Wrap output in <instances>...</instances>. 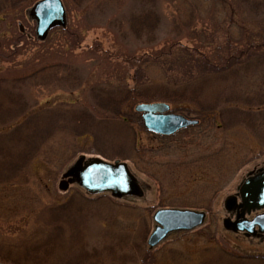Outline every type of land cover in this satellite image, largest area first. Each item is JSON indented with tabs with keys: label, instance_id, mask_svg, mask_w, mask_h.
<instances>
[{
	"label": "rangeland",
	"instance_id": "obj_1",
	"mask_svg": "<svg viewBox=\"0 0 264 264\" xmlns=\"http://www.w3.org/2000/svg\"><path fill=\"white\" fill-rule=\"evenodd\" d=\"M37 1L0 0V78L7 86L0 89V104L12 111L8 114L26 99L30 104L20 119L0 124V159L13 161L3 167L0 160V174L12 180L0 184V262L228 264L226 256L235 254L246 264H264V240L223 225L227 197L249 172L264 167V47L247 61H232L249 44L264 43V0H63L67 26L54 28L46 44L36 38L27 12ZM148 11L155 28L138 37L130 18ZM67 29L79 34L74 49ZM19 35L25 43L21 53L1 55ZM57 48L63 51L57 69H71L64 71L68 79L47 78L35 86L33 59ZM171 48L172 54L159 53ZM227 54L233 56L232 68L223 71ZM208 57L218 71L206 70ZM141 84L188 88L201 94L200 106L217 103L224 112L214 110L173 135L144 126L135 111L140 100L132 112L124 108L127 119L101 118L110 99L127 88L140 91ZM184 105L171 110L202 118L201 107ZM84 106L97 115L87 127L78 122ZM50 107L57 133L46 140L39 136L44 142L30 154L25 139L49 126L47 112L40 111ZM82 125L92 130L80 136L74 128ZM82 155L126 161L142 195H92L78 184L60 190L63 173ZM164 207L203 210L207 219L150 249L153 215Z\"/></svg>",
	"mask_w": 264,
	"mask_h": 264
},
{
	"label": "water",
	"instance_id": "obj_2",
	"mask_svg": "<svg viewBox=\"0 0 264 264\" xmlns=\"http://www.w3.org/2000/svg\"><path fill=\"white\" fill-rule=\"evenodd\" d=\"M28 15L36 21V36L39 40H45L52 28L67 25V12L62 0H38L28 9ZM20 28L24 29L22 24ZM169 109L170 105L163 102L136 106L137 111L143 112L146 127L156 133L170 135L198 123V120L182 114L168 113ZM73 183L91 194L110 192L116 198L141 196L143 193L135 174L126 162L120 160L110 162L99 157L86 159L82 155L63 173L59 188L67 191ZM240 194L242 203L238 206L248 210V213L264 208V169L244 181ZM235 203V197L229 196L225 200V208L233 211L238 207ZM205 217V212L191 209H158L154 214L155 229L148 239L149 247L158 245L171 232L195 229L205 222ZM223 225L227 230L245 231L247 236H256L264 232V213L257 214L253 219H248L244 214L238 215L235 220L227 217Z\"/></svg>",
	"mask_w": 264,
	"mask_h": 264
},
{
	"label": "trees",
	"instance_id": "obj_3",
	"mask_svg": "<svg viewBox=\"0 0 264 264\" xmlns=\"http://www.w3.org/2000/svg\"><path fill=\"white\" fill-rule=\"evenodd\" d=\"M9 9L10 8H7L5 10H9ZM151 18H152L151 11H148V12L144 13L143 15L131 16L130 22L132 24V29L134 27L133 32L136 33V35L138 37L141 35V32L151 34L150 32H152L154 30L155 25H156V20L155 19L153 20ZM138 26L141 27V29H138ZM181 27L184 28V27H188V26L185 25V26H181ZM71 30L72 29H69V30L67 29L65 32H67L66 34L69 38L72 36L74 37L73 40L70 38L71 45H72L71 47H72V49H74L75 46L77 45V43H79V34L76 31L73 32ZM148 38H151V37H148ZM23 41H24V39L21 37V35H19L17 38H16V36L13 37V39L9 43V46L7 47V49L5 50L4 53H1V55H3L4 57L5 56L8 57V56L13 55V53H16V54L21 53V50L23 49L24 44H25ZM263 41H264V38H263ZM44 43L46 44V42H44ZM175 45H173V46H175ZM251 47L253 49L255 48L256 51H251ZM262 47H264V43L263 44H257V45L249 44L247 46L248 49L246 48V49H242V50L237 51L236 59H232V61H236L240 58L242 59L243 57H245V61H247L249 58L251 59L253 56H255L258 53L257 51L263 50ZM163 52H167V53L172 54V48L168 51H164V49L159 51V53H163ZM233 52L235 54V51H233ZM229 53H231V52H229ZM62 54H63V51L61 49L57 48V50H54V51H53V49H50V50H47L46 52L43 51L42 55L33 59V60H35L34 61L35 65L33 64L34 70L31 72H34V74L32 75L31 78H33L34 80L37 81L35 86H38L39 82H40V85L44 81L47 82V80H46L47 78L57 79V80H62L63 78L68 79V75H66V73L64 71L70 73L72 71L71 69L65 68L64 70H62L63 72H59L60 70L57 69L59 64H56V61H58V59H56V58L58 57V55L62 56ZM225 56H224V60H225V62L227 60V62L223 66V71H229L232 68V63L230 60H231V58H233V56L231 54H227ZM204 60H205V62H203V63L207 64L206 70H210L209 72H213V70L218 71V69L216 67H214V65L210 62L211 59L209 57L204 58ZM217 60H218V58H217ZM33 65H32V67H33ZM204 69H205V67H204ZM226 69H228V70H226ZM73 71H77V69H75ZM197 80H199V79H195V84L198 83ZM2 81H4V80H2V77H1L0 78V89H4L7 87L6 85L1 84ZM190 82H193V81H190ZM185 86L188 87L187 84H185ZM159 87L161 89L156 88V85L154 87H152L151 85H148V84H141V90L140 91L136 90L135 88H130V89L127 88L125 93L122 94L119 98L117 97L116 99H110L109 100L110 102L106 103V106H108V108H107L108 112L102 113L103 117H101V118L104 119L105 117L109 116V117L115 118V119L116 118L117 119H124L125 118V116L123 115L124 114V108L127 107L128 110H130L132 112V110L134 108L132 105H134L136 100L137 101L140 100L141 102H144V101L155 102L158 100H164V101L170 103L171 105H177V106H180L182 104H186V105H184L185 109H188V106H194L197 108V105H198V107H201L200 108V114L202 115L201 116L202 118H200V119H202V120L206 119L209 116V114L212 113V111L218 110L219 109L218 107H220L219 105L217 106V103H216V105L214 104V106H208V107L204 106L205 108L200 106L199 103H201L200 102V100H201L200 95L201 94L199 92H196V93L186 92L188 90V88H180L179 90H177V89L176 90H170L166 86H159ZM25 101H26V103L24 104V106L21 109H19L18 112L10 113V114H8V113L12 112V111H10L8 108L5 109L0 104V124H3V123H5L11 119H13V121L20 119L28 111V108L30 105L27 99ZM220 101H221L220 105H222L225 103L226 99H224V101H222V100H220ZM220 101H218V102H220ZM27 102H28V104H27ZM227 102H228L227 103L228 105L233 103V102L229 103V100H227ZM100 104H101L100 106L102 107L103 101L100 102ZM85 106H87V105H85ZM85 106L80 110V112L78 114V119H79L78 122H80V123L82 122L87 127V126H89V125H87V123L89 121H91V119L94 118L96 113H94V112L92 113V109L91 108L86 109ZM53 110H55V109H53V107H50V108H47L45 110V112L40 111V113H46L47 112L45 119L47 122H49V126H47L44 129L40 128V130H38L36 133L34 132L35 136L33 135V136L27 137L25 139V144L29 145V146L27 145V148L29 150L31 149L30 154L33 153L35 155V153H38L40 145L43 144L42 142H44L43 140L51 138V136H53L55 133H57L58 127L56 125V128H55V126L52 125L53 121H51V119H54V116L51 114V111H53ZM218 112H219L218 114L220 115L224 111L222 112V110L219 109ZM96 117H97V115H96ZM6 118H9V119H6ZM84 125L78 126L75 128L73 126V128L80 133V136L83 135L84 133H88L92 130L91 127L86 128V127H84ZM91 126H93L92 123H91ZM39 136H43L42 137L43 140L39 139L38 138ZM37 139H39V140H37ZM2 153H5V151H3ZM8 153H10V152H8ZM34 155H31L30 158L33 157ZM0 160L4 164L3 167H5V165H8L9 167H11L13 165V161H10L8 159L6 160V158H2ZM3 176H4V173L0 174V177H3ZM9 177H10L9 175H6L3 178H0V184L11 182L12 181L11 178L8 180ZM226 259L228 260V262H227L228 264H246V259L241 255L229 254V256H226ZM13 264H15V263H13Z\"/></svg>",
	"mask_w": 264,
	"mask_h": 264
},
{
	"label": "flooded vegetation",
	"instance_id": "obj_4",
	"mask_svg": "<svg viewBox=\"0 0 264 264\" xmlns=\"http://www.w3.org/2000/svg\"><path fill=\"white\" fill-rule=\"evenodd\" d=\"M262 169L263 168H260V169H257L255 171L249 172L248 175L240 183V185L244 182V180L246 178H249L251 176H255V175L259 174ZM240 185L238 187L237 192H235L234 194H231V196H234L235 199H236V203H235L236 206H238L239 204L242 203V197H241V194H240ZM204 212H205V214L207 216V212L206 211H204ZM263 212H264V209H262V210H256V211H252L251 213H248V210H245L243 207L238 206L233 211H230V212L227 211V217H230L231 219L235 220L238 217V215L244 214L245 217H247L248 219H253L257 214H260V213H263ZM256 229L258 230V227ZM232 233H234V232H232ZM239 233L242 234V235H244L245 237H249V236L246 235V232H239ZM256 237L258 239L264 240V232L258 233V235Z\"/></svg>",
	"mask_w": 264,
	"mask_h": 264
}]
</instances>
